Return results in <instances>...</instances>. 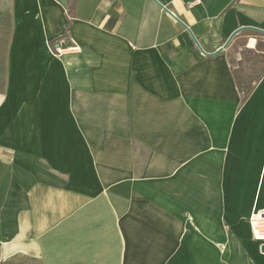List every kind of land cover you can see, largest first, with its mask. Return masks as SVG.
<instances>
[{
  "label": "crops",
  "instance_id": "crops-1",
  "mask_svg": "<svg viewBox=\"0 0 264 264\" xmlns=\"http://www.w3.org/2000/svg\"><path fill=\"white\" fill-rule=\"evenodd\" d=\"M156 1L207 52L264 29V0ZM243 40L264 35L203 56L151 0H0V264L227 262L216 243L264 164Z\"/></svg>",
  "mask_w": 264,
  "mask_h": 264
},
{
  "label": "rangeland",
  "instance_id": "rangeland-1",
  "mask_svg": "<svg viewBox=\"0 0 264 264\" xmlns=\"http://www.w3.org/2000/svg\"><path fill=\"white\" fill-rule=\"evenodd\" d=\"M248 44L250 45V43L245 44L244 40L241 41L239 47H235L236 53L232 60L235 78L242 91L252 87V82L257 80L264 70V53L261 55L256 53L258 50L264 51V44L253 43L254 47ZM54 54L59 56L55 50ZM257 171L259 172L258 190L254 186L255 182H252L253 186L245 181L240 183L234 199L236 205L231 210L233 213L229 215V237H225L227 240L224 244L216 243L217 256L222 257L227 254V262L222 264H264V253L260 251L263 243L253 239V229H251L253 215L264 218V164L259 165Z\"/></svg>",
  "mask_w": 264,
  "mask_h": 264
},
{
  "label": "water",
  "instance_id": "water-1",
  "mask_svg": "<svg viewBox=\"0 0 264 264\" xmlns=\"http://www.w3.org/2000/svg\"><path fill=\"white\" fill-rule=\"evenodd\" d=\"M153 3H155L159 8H161L169 17H171L173 20H175L184 30L187 31L188 35L190 36L193 44L196 46L197 50L204 56H214L217 55L219 52H221L222 50H224L225 48H227L230 44V41L232 40V38L239 32L242 31H253L259 35H264V29L263 28H256L254 26H250V25H246V26H239L237 28H235L234 31H232V33L224 40V42L222 43L221 46L218 47V49H216L215 51L212 52H207L205 50H203V48L201 47V45L198 43L196 37L194 36L192 30H190L177 16L173 15L162 3H158L156 0H151ZM260 251L261 253H264V244H262L260 246Z\"/></svg>",
  "mask_w": 264,
  "mask_h": 264
},
{
  "label": "bare ground",
  "instance_id": "bare-ground-1",
  "mask_svg": "<svg viewBox=\"0 0 264 264\" xmlns=\"http://www.w3.org/2000/svg\"><path fill=\"white\" fill-rule=\"evenodd\" d=\"M251 229H253V239L264 244V218L253 216Z\"/></svg>",
  "mask_w": 264,
  "mask_h": 264
},
{
  "label": "trees",
  "instance_id": "trees-1",
  "mask_svg": "<svg viewBox=\"0 0 264 264\" xmlns=\"http://www.w3.org/2000/svg\"><path fill=\"white\" fill-rule=\"evenodd\" d=\"M237 86H238V84H237ZM238 87H239L240 91L242 92V97L243 98H245L248 95V93L250 92V90L252 88V87H250V88H248V90L242 91L241 88H240V86H238Z\"/></svg>",
  "mask_w": 264,
  "mask_h": 264
},
{
  "label": "built area",
  "instance_id": "built-area-1",
  "mask_svg": "<svg viewBox=\"0 0 264 264\" xmlns=\"http://www.w3.org/2000/svg\"><path fill=\"white\" fill-rule=\"evenodd\" d=\"M54 49L58 55H61L63 49H59L58 46H56Z\"/></svg>",
  "mask_w": 264,
  "mask_h": 264
}]
</instances>
